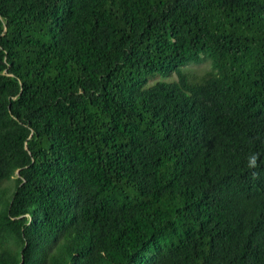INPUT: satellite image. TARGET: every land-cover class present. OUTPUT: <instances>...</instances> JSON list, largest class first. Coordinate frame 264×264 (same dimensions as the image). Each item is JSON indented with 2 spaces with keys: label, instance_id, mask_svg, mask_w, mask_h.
Masks as SVG:
<instances>
[{
  "label": "trees",
  "instance_id": "trees-1",
  "mask_svg": "<svg viewBox=\"0 0 264 264\" xmlns=\"http://www.w3.org/2000/svg\"><path fill=\"white\" fill-rule=\"evenodd\" d=\"M0 264H264V0H0Z\"/></svg>",
  "mask_w": 264,
  "mask_h": 264
},
{
  "label": "rangeland",
  "instance_id": "rangeland-1",
  "mask_svg": "<svg viewBox=\"0 0 264 264\" xmlns=\"http://www.w3.org/2000/svg\"><path fill=\"white\" fill-rule=\"evenodd\" d=\"M188 69H190L192 72H200L201 70L208 68L210 66L209 62L207 60L200 61V62H195V63H187L184 65ZM13 180H7L4 182V186H7L9 188L12 187Z\"/></svg>",
  "mask_w": 264,
  "mask_h": 264
}]
</instances>
